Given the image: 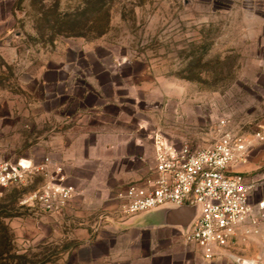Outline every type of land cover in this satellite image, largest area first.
<instances>
[{"label":"rangeland","instance_id":"374dc122","mask_svg":"<svg viewBox=\"0 0 264 264\" xmlns=\"http://www.w3.org/2000/svg\"><path fill=\"white\" fill-rule=\"evenodd\" d=\"M226 131L264 136V0H0V160L50 158L78 191L58 215L26 203L41 178L2 191L0 264H264L257 212L213 261L121 225L156 134L201 149ZM249 156L256 206L264 142Z\"/></svg>","mask_w":264,"mask_h":264},{"label":"built area","instance_id":"2783aa9c","mask_svg":"<svg viewBox=\"0 0 264 264\" xmlns=\"http://www.w3.org/2000/svg\"><path fill=\"white\" fill-rule=\"evenodd\" d=\"M262 142V133L246 138L226 131L214 144L192 149L156 134L155 177L119 194L121 214L132 219L168 206H199L182 236L198 248L203 260L219 258L238 235L252 232L249 226L257 224L255 212L264 215V198L253 205L255 187L239 171L247 164L250 150ZM34 178H41V185L26 203L36 204L47 214H61L78 196L64 169L50 158L0 160V193Z\"/></svg>","mask_w":264,"mask_h":264},{"label":"water","instance_id":"95a60500","mask_svg":"<svg viewBox=\"0 0 264 264\" xmlns=\"http://www.w3.org/2000/svg\"><path fill=\"white\" fill-rule=\"evenodd\" d=\"M199 213V206H168L142 215L133 222L134 226L152 227L156 225L174 227L186 233Z\"/></svg>","mask_w":264,"mask_h":264},{"label":"crops","instance_id":"0c3cea01","mask_svg":"<svg viewBox=\"0 0 264 264\" xmlns=\"http://www.w3.org/2000/svg\"><path fill=\"white\" fill-rule=\"evenodd\" d=\"M104 148H107V145L103 146ZM122 146H118V148H121ZM114 148H116V146H114ZM250 155V154H249ZM250 158V156H249ZM258 159H259V156H258ZM258 159L256 158H250L249 159V163L246 165V166H242L239 168V171L245 173L250 171L254 165H257L258 164ZM77 198V197H76ZM75 198V199H76ZM74 199V200H75ZM73 202V201H72ZM144 215V214H143ZM142 215L138 216V217H135V218H132L130 219L129 221H126V222H123L121 225H123V227H125V231H127L128 233H132L134 231L136 232H140L139 234H141L140 236L144 235L145 233H152V232H156V231H168V230H178L177 228H174V227H166V226H160V225H156V226H152V227H142V226H134L133 225V222L135 220H137L138 218H140ZM120 225V224H118ZM136 248V246H135Z\"/></svg>","mask_w":264,"mask_h":264}]
</instances>
